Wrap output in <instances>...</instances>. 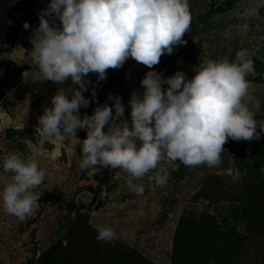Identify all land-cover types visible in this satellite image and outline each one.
<instances>
[{
    "label": "clouds",
    "instance_id": "obj_1",
    "mask_svg": "<svg viewBox=\"0 0 264 264\" xmlns=\"http://www.w3.org/2000/svg\"><path fill=\"white\" fill-rule=\"evenodd\" d=\"M261 8L264 0H257L246 14L264 19ZM192 21L189 0H50L30 39L36 71H25L22 77L57 84L70 80L72 87L58 88L51 107L38 117L36 132L56 144L77 140L82 170L120 169L137 195L144 188L134 181L157 169L161 161L218 167L229 139L259 140L264 133V121L256 118L261 105L246 78L255 74L254 53L242 49L235 61L227 57L200 61L190 79L183 71L164 77L154 69L162 56L186 45L183 37L191 31ZM24 27H29L27 22ZM239 28L247 33L250 25ZM129 58L150 69L141 80L143 92L131 93V122L124 118L121 97L112 95L111 106H97L92 115L81 116L80 108L90 103L83 95L92 83L88 74L103 81L109 69L121 68ZM78 130L86 131L85 139H77ZM39 155L40 148H35L26 158L9 152L3 160V171L11 179L0 190V201L4 211L21 222L32 214L38 202L34 190L45 181ZM154 180L163 186L167 176L157 172ZM96 231L98 241L118 239L111 226L97 225Z\"/></svg>",
    "mask_w": 264,
    "mask_h": 264
},
{
    "label": "rangeland",
    "instance_id": "obj_2",
    "mask_svg": "<svg viewBox=\"0 0 264 264\" xmlns=\"http://www.w3.org/2000/svg\"><path fill=\"white\" fill-rule=\"evenodd\" d=\"M49 2L37 0L34 7L37 17ZM256 2L189 0L193 21L191 31L183 37L186 45L176 46L171 55L162 56L154 69L164 77L183 71L190 79L193 75L191 69L200 61L221 57L235 61L237 51L248 49L254 53L251 58L255 74L246 78L251 82L250 92L264 111V19L246 14ZM217 7L222 8L218 10ZM24 9L25 4L16 0H0V45L9 44L7 34L24 15ZM260 15L264 17V8L260 9ZM25 22L29 25L27 29ZM56 23L59 25L58 20ZM245 23L250 25L247 33L239 28ZM37 27L38 24L29 21L19 24L12 51L0 56V169L3 170V160L9 152L26 158L33 149L40 148V167L46 171L44 183L34 190L38 202L23 222L7 214L0 201V264H35L37 257L54 240L70 233L78 207L89 213L92 226H111L119 240L160 264H173L175 235L181 224L185 227L184 235H209L210 213L223 227L246 230V221L235 216L234 208L238 202L234 198L243 188L248 168H242L238 163L234 146L224 145L226 151L221 154L222 162L218 167L201 165L192 168L179 161H161L157 169L134 181L144 188L143 194L137 195L129 189L127 173L120 169L94 167L82 170L79 167L81 148L77 140L56 144L40 136L36 132L38 117L45 107H51V98L58 88L67 90L72 85L70 80L57 84L36 77L27 80L22 77L25 71H36L29 54L32 49L30 39ZM149 70L129 58L121 68L109 69L103 81L98 82L96 74H88L86 79L92 81L84 91L90 101L88 108L93 112L97 106H111L113 102L109 95L119 96L125 106L124 118L130 123L131 93L143 92L141 80ZM12 80L15 84L9 86ZM93 90L95 97L92 96ZM80 113L84 115L83 107ZM11 127L19 132L9 137L6 130ZM85 138L86 131L78 130L77 139ZM249 160L248 155L245 162ZM157 172L167 176L165 185H156L154 177ZM98 173L101 177L106 176L107 182H103L95 196L100 185L96 178ZM217 186L222 190L209 199V187ZM79 228L78 235H93L83 220ZM262 251L261 248L257 259L252 262L251 250L246 251L244 264H259ZM181 254H178L179 261ZM199 258V261L188 264H209V252H201Z\"/></svg>",
    "mask_w": 264,
    "mask_h": 264
},
{
    "label": "trees",
    "instance_id": "obj_3",
    "mask_svg": "<svg viewBox=\"0 0 264 264\" xmlns=\"http://www.w3.org/2000/svg\"><path fill=\"white\" fill-rule=\"evenodd\" d=\"M16 1L25 4L24 15L12 28V31L7 34L9 44L0 45V56L12 51L18 37L19 24L23 21L39 24V17L34 13L37 0ZM221 8L217 7L218 10H221ZM14 84L15 81L12 80L9 86ZM83 95L88 99L85 93ZM92 114L93 112L88 107L84 108V115L90 116ZM256 118L258 121H264V111L260 110ZM17 132H19V129L14 127L6 130L9 137ZM226 145L236 147L238 163L242 168H248L243 178V188L238 191L234 198L238 202V205L234 208L235 216L246 221V230L241 231L235 227H223L217 223L210 213L209 235H202L201 237L198 235H184L183 230L185 227L181 224L178 226L175 235L173 264H179L180 261H182V264L199 261L198 258L201 252H209V264H244L243 258L246 251L251 250L250 261L252 262L257 259V252L261 248L263 249L260 253L262 261L259 264H264V133H261L259 140L237 142L230 139ZM248 155L250 160L245 162V157ZM96 178L100 185L95 192V196L100 192L103 182H107V177H101L99 173L96 174ZM220 190L222 188L219 186L213 187V189L209 187V199L218 195ZM75 211L77 217L70 228V233L65 235L64 238L58 237L54 240L37 257L35 264H160L119 239L114 243L98 241L96 239V228L89 222V213L82 211V207H78ZM82 220L85 222L88 231L93 235H78ZM64 240H66V243ZM191 244L194 246L191 247ZM178 254H181L182 257L180 261L178 260Z\"/></svg>",
    "mask_w": 264,
    "mask_h": 264
},
{
    "label": "crops",
    "instance_id": "obj_4",
    "mask_svg": "<svg viewBox=\"0 0 264 264\" xmlns=\"http://www.w3.org/2000/svg\"><path fill=\"white\" fill-rule=\"evenodd\" d=\"M10 179H11L10 174L5 173L3 170L0 169V190H3L4 185L10 182Z\"/></svg>",
    "mask_w": 264,
    "mask_h": 264
}]
</instances>
